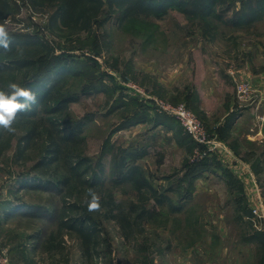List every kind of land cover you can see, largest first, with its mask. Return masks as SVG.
Here are the masks:
<instances>
[{
	"label": "rangeland",
	"instance_id": "1",
	"mask_svg": "<svg viewBox=\"0 0 264 264\" xmlns=\"http://www.w3.org/2000/svg\"><path fill=\"white\" fill-rule=\"evenodd\" d=\"M0 25L5 32L25 34L45 45L42 49L33 45L30 50L39 66L55 57L57 65L68 63L81 70L77 79L70 76L62 87L79 98L58 116L80 125L78 153L92 162V170L101 174L102 189H111L124 211L129 202L140 205L141 200L130 183L112 185L122 155L128 154L125 164H137L143 178L157 193H169L174 204H181L186 192L192 193L185 206L170 213L165 203L156 204L144 189V204L154 208L155 214L128 235L106 216V205L89 210L96 220V241L87 257L74 231L63 228L57 232L56 219L35 215L37 208L51 209L61 197L36 182L24 186L25 180L20 181L22 176L37 174L34 171L44 154V143L38 139L17 157L23 126L13 122L0 139V250L11 264H181L178 257L184 247L196 264L257 263V244L241 241L250 231L245 222H251L242 214L248 209L252 213L251 200L253 208H262L256 207L253 194L250 201L242 198L240 192L248 180L234 175L257 171L242 165L245 158L232 149L218 123L228 122L236 110L254 109L252 120L246 115L252 127L260 122L258 116H264L256 82L264 78V19L239 28L214 16L186 17L168 7L161 16L122 20L117 10L105 7L89 32L64 27L51 31L45 10L23 4L18 14ZM33 74L25 68L13 71L0 86L9 88L13 79L17 83ZM239 80H248L257 98L242 108L239 105L246 103L238 100L235 91ZM257 100L260 103L255 108ZM181 104L221 142L216 145L219 149L197 143L165 111V105ZM256 151L248 153L253 156ZM203 161L209 165L193 182L189 177L201 170ZM232 170L234 178L229 174ZM254 183L262 194L260 181ZM171 186L176 191H166ZM187 205L199 209H186ZM51 233L48 245L45 240ZM191 238L197 243L194 248L183 246Z\"/></svg>",
	"mask_w": 264,
	"mask_h": 264
},
{
	"label": "trees",
	"instance_id": "2",
	"mask_svg": "<svg viewBox=\"0 0 264 264\" xmlns=\"http://www.w3.org/2000/svg\"><path fill=\"white\" fill-rule=\"evenodd\" d=\"M23 4L31 5L36 10H45L48 28L51 31L64 27L89 32L105 7L111 12L117 10L122 20L137 15L161 16L167 12L168 7H175L186 17L214 16L225 24L239 28H248L256 21L264 19V0H0V21L3 22L10 16L14 17L21 11ZM217 5L220 6V10H216ZM229 13L230 18H225L224 16ZM6 34L4 42L0 43V81L13 71L22 68L33 70L34 74L28 79L17 83L13 79L9 85L17 84L21 88L30 90L36 97V102L30 103L27 109L18 111L13 121L23 126L15 155L22 157L25 149L38 139L44 143V154L36 164V169L39 168L40 172L35 169L34 172L37 174L22 176L24 178L20 177V181L25 180L24 186L34 185L33 183L36 182L38 187L55 191L61 197L56 205L53 203L50 205L51 209L37 208L35 215H42L41 217L45 219H56L59 229L57 232L63 228L74 231L81 240L83 254L88 257L90 245H94L96 241V220L89 213L92 202L90 190L98 197V208L106 205V216L118 222L126 230V235L135 226L151 219L155 214L154 208H148L144 204L147 196L143 192L144 189L149 191L150 197L156 204L165 203L170 213L179 210L182 203L174 204L169 193H157L143 178L142 170L137 164H125L128 154L122 155L117 169L118 178L112 180V185L130 183L141 200L140 205L133 201L129 202L128 207L126 205L127 211H124L111 194L112 190L105 192L106 190L102 189L101 174L93 171L92 162L78 153V145L82 142V137L78 134L80 125H73L72 121L59 119L58 116L63 109L66 110L69 102L79 98V95L72 93L69 88L63 90L62 87L70 76L77 79L81 75V70L68 63L57 65L58 59L55 57L39 66L38 60L31 55L30 50L34 49L33 45H38L40 49L44 48L42 42L38 43L29 36L17 32H6ZM5 44L7 47L4 46ZM12 91L10 87L0 86V92H4L7 96H10ZM39 111L41 115H38ZM230 121L231 117L225 123L229 125ZM7 130L9 129L0 126V139L4 138ZM201 163L203 164L201 170L189 177L192 181L209 165L205 161ZM168 189L166 191H176L172 186ZM103 199L106 200L105 203ZM250 215L252 213L248 209L242 217ZM34 235L38 238L36 234ZM52 237L51 233L45 240L47 244H50ZM247 240L257 244V264H264V233L259 230L249 232Z\"/></svg>",
	"mask_w": 264,
	"mask_h": 264
},
{
	"label": "crops",
	"instance_id": "3",
	"mask_svg": "<svg viewBox=\"0 0 264 264\" xmlns=\"http://www.w3.org/2000/svg\"><path fill=\"white\" fill-rule=\"evenodd\" d=\"M257 77H259V76H257ZM256 82L258 83L257 86H258V89L260 92L259 93L260 101L263 103L264 102V78L263 77L257 78ZM250 109H251V107H250ZM251 111H254V109H251V110L246 109L245 111H237L236 110V112L235 111L233 112L234 114L232 113L231 121L229 122L230 124L228 123L229 125H227L225 123V121H223L225 124H222L223 122H219L218 124L220 127H223L222 131L226 133L227 138H229V141H231L232 149L234 151L237 150L235 152H237L241 158L242 157H243V159L245 158V160L243 161L244 163L241 162L242 165L245 167L248 166V168H249V166H251L253 169H255L257 171V173H254L249 169V171L243 170L244 174H242L240 172H235V174H234L233 173L234 169H233L232 172L231 171L229 172L231 174L232 178H234V175H235L237 177H242L244 182H247V180H248V182H247L248 184H246L247 186H245V183H244L242 191L240 192V194L243 192L242 198L244 197L246 200L250 201L252 199V194H253V198H256L254 200L256 202L255 203L256 207L257 206L261 207L262 211L264 212V188H263L264 187V123L260 124V122H258L255 125V122H254L253 127L251 125H248L249 121L247 120L246 115H248L249 118L250 117L252 118V116H250V115H252ZM251 118H250V120H252ZM253 121H255V120H253ZM256 148L259 151H256L255 154H253V156H250V154L248 152H250L251 149H256ZM239 163H240V161H239ZM203 172H205V171H203ZM214 173H217V172L214 171ZM255 175L257 176V179L255 178L256 177ZM221 176H223V174H221ZM259 176H260V178H259ZM226 180H228V178H226ZM257 180L260 181V188H262V190H261L262 194H260L259 188L254 183V182L257 183ZM195 181H193V182H195ZM189 190H190V188H189ZM236 193H238V192H234V195H240V194H236ZM190 194H192V193H189V194L185 193L184 194L180 209L186 205L185 203L187 201H189L188 199L190 197ZM250 202H251L250 207L253 208L254 205H253L252 200ZM185 208L186 209H192V208L193 209H199L197 206H190V205L189 206L187 205ZM184 209H183V211L185 212L186 209L185 210ZM250 216H247V217L250 218ZM244 217H246V216H244ZM196 222H197L196 219L192 221V223H196ZM245 223L247 224L248 229L250 230L249 232H253L256 230L255 228H253L251 222H249L250 224H248V222H245ZM194 228H195V226H194ZM256 231H258V230H256ZM249 232H248V234H249ZM241 241L245 242V243L250 242L249 240H247V234L245 235V237L244 236L241 237ZM193 243H195V245L197 244L195 239H193V238L186 239L183 246L188 245L190 247L193 246V248H194ZM185 248L186 247H184V249H183L184 251L179 254L178 261L181 264H196L195 260H193V258H191L190 255L188 253H186V250L188 248L187 249H185Z\"/></svg>",
	"mask_w": 264,
	"mask_h": 264
},
{
	"label": "built area",
	"instance_id": "4",
	"mask_svg": "<svg viewBox=\"0 0 264 264\" xmlns=\"http://www.w3.org/2000/svg\"><path fill=\"white\" fill-rule=\"evenodd\" d=\"M234 74V71H230ZM236 83L235 91L237 98L240 102L246 103L241 104L239 106H249V104L253 103L257 98L255 94V89L250 85L248 80H239ZM255 98V99H254ZM260 103L257 100L255 108H258V104ZM165 111L170 112L174 115L177 120L180 122V125L183 129L199 144H202L204 147H208V149H216V145H220L221 142H217L214 140L210 134H208L205 129L203 123L184 105H176L169 106L165 105ZM264 122V116H258V121ZM219 149V147L217 148ZM202 156V154H200ZM250 221L256 230L264 231V213L258 209L252 208V215L250 216ZM0 264H11L8 256L2 250H0Z\"/></svg>",
	"mask_w": 264,
	"mask_h": 264
},
{
	"label": "clouds",
	"instance_id": "5",
	"mask_svg": "<svg viewBox=\"0 0 264 264\" xmlns=\"http://www.w3.org/2000/svg\"><path fill=\"white\" fill-rule=\"evenodd\" d=\"M6 35L3 25H0V43L4 42ZM4 46L7 47L6 44ZM9 87L13 90L10 96L0 92V126L11 130L16 113L27 109L30 103H35L36 97L30 90L21 88L17 84H11ZM90 195L92 196V202L89 206L91 211L98 208V197L91 190Z\"/></svg>",
	"mask_w": 264,
	"mask_h": 264
}]
</instances>
